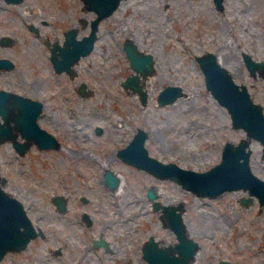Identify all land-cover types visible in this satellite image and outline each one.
<instances>
[{"label":"rangeland","instance_id":"rangeland-1","mask_svg":"<svg viewBox=\"0 0 264 264\" xmlns=\"http://www.w3.org/2000/svg\"><path fill=\"white\" fill-rule=\"evenodd\" d=\"M94 15L82 0H0V37L10 38L0 42V56L14 61L0 66V87L43 99L37 120L60 140L50 148L32 143L23 154L10 140L0 143L2 185L45 232L24 249L6 252L0 264H148L141 246L149 234L160 244L177 239L153 199L182 205L188 234L199 242L189 264H214L219 258L264 264V204L247 188L199 195L117 154L141 126L149 153L205 169L220 159L225 140L246 136L206 87L195 54L209 49L221 55L233 78L247 85L264 110V73H250L242 56L245 50L264 59V0H222L221 7L213 0H120L100 19L94 47L74 64L76 73H56L45 40L61 42L71 25L78 36L86 33ZM125 37L152 54L153 71L139 74L145 102L121 83L135 71L123 47ZM82 81L87 92L78 90ZM167 83L181 85L183 92L159 103L157 93ZM254 140L250 166L264 177L261 142ZM106 167L119 176L116 187L103 182ZM149 185L156 191L153 198L146 195ZM55 193L66 197L64 210L53 202ZM242 196L251 199L242 202ZM99 236L110 249L93 243Z\"/></svg>","mask_w":264,"mask_h":264},{"label":"water","instance_id":"water-1","mask_svg":"<svg viewBox=\"0 0 264 264\" xmlns=\"http://www.w3.org/2000/svg\"><path fill=\"white\" fill-rule=\"evenodd\" d=\"M19 1V0H7ZM86 9H92L95 15L89 20V29L82 35H77V27L71 25L63 30L62 43L53 40L50 43L49 58L56 71L65 70L71 76L76 73L74 64L81 55L87 54L94 47L100 19L113 12L120 0H82ZM217 7L222 6V0H213ZM85 23V19H82ZM36 30V26L30 23ZM10 38L6 35L0 37L1 43H8ZM49 43V41H47ZM123 47L131 67L135 70L126 74L122 85L130 86L139 94L142 102L146 101L147 92L139 82V74L153 71V58L150 52L143 51L129 37H125ZM242 56L250 73H264V59L254 58L249 52L243 50ZM195 57L202 69L206 87L217 101L224 105L229 112L231 123L235 127H243L246 136L237 141L225 140L218 161L205 169H195L178 164L174 160H162L149 153L145 145L147 130L141 126L133 133L131 138L117 148V154L127 162L145 168L156 176L169 177L178 181L185 188L199 195H213L225 189L243 187L251 194L257 196L259 203L264 204V177L256 174L250 166L249 158L251 137L261 142V156L264 159V110L260 102L253 99L247 85L236 81L231 71L221 61L213 50L196 53ZM14 61L7 56H0V66L10 67ZM85 81L79 83L78 90L87 92ZM181 85L167 83L157 93V101L165 103L173 101L182 94ZM42 99L0 87V143L10 140L14 148L23 154L32 143L39 148L58 147L59 138L46 127L39 124L37 117L43 109ZM96 125V131L101 130ZM103 182L109 187H116L119 176L109 167L103 172ZM4 175L0 172V259L9 250H22L31 238L45 232L40 225H35L27 213L23 201L7 190L2 184ZM146 195L150 198L156 196L153 185H149ZM84 198V197H83ZM251 196H242L241 201L247 202ZM52 200L59 210L66 208V197L61 193L52 195ZM161 206L162 221L172 228L176 240L171 243L160 244L151 233L143 241L142 256L148 264H189L193 260L199 242L188 234L182 219V205L161 203L153 199V207ZM83 218L90 222L88 213L83 212ZM103 238H94V244H99ZM59 248L55 251L59 252ZM116 264H135L126 260ZM214 264H232L229 259L219 258Z\"/></svg>","mask_w":264,"mask_h":264},{"label":"flooded vegetation","instance_id":"flooded-vegetation-1","mask_svg":"<svg viewBox=\"0 0 264 264\" xmlns=\"http://www.w3.org/2000/svg\"><path fill=\"white\" fill-rule=\"evenodd\" d=\"M7 1V0H6ZM12 2H14V1H12ZM16 2V1H15ZM91 19V18H90ZM89 19V20H90ZM85 22H86V20H85ZM36 30H37V27H36ZM35 30V31H36ZM63 38H64V36H63ZM55 40H57V39H55ZM47 41H49V43H47ZM58 41V40H57ZM62 41H63V39H62ZM62 41L61 42H59V43H62ZM52 41H50L48 38L45 40V43H46V45H47V47L49 48V53H50V43H51ZM52 68H53V70H55L54 69V67H53V65H52ZM56 71V70H55ZM60 72H64V73H66L67 75H69V76H71L67 71H65V70H61V71H56V73H60ZM17 91V90H16ZM19 92H22V91H19ZM23 93V92H22ZM25 94V93H24ZM41 99V98H40ZM43 100V99H42ZM44 102V101H43ZM43 107H44V105H43ZM43 110V109H42ZM42 112V111H41ZM40 112V113H41ZM39 116V115H38ZM96 238H100V236L99 237H96ZM103 238V241L101 242V243H99V244H95V245H102L105 249H110V245H109V242H108V240L106 239V238H104V237H102ZM94 239V238H93ZM94 243V242H93ZM8 252V251H7ZM5 255V254H4ZM2 259V258H1ZM116 264V263H115Z\"/></svg>","mask_w":264,"mask_h":264},{"label":"bare ground","instance_id":"bare-ground-1","mask_svg":"<svg viewBox=\"0 0 264 264\" xmlns=\"http://www.w3.org/2000/svg\"><path fill=\"white\" fill-rule=\"evenodd\" d=\"M218 60L221 61V62L223 61L221 55H218ZM250 144H251V146H255L256 145V141L254 140V138L251 139ZM119 182H120V178H119ZM185 227H186V225H185ZM186 230H187V228H186Z\"/></svg>","mask_w":264,"mask_h":264}]
</instances>
